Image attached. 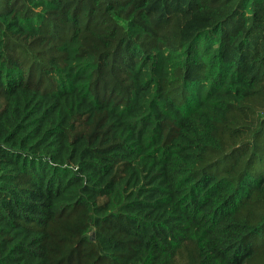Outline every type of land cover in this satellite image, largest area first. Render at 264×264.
I'll return each instance as SVG.
<instances>
[{"label":"trees","instance_id":"1","mask_svg":"<svg viewBox=\"0 0 264 264\" xmlns=\"http://www.w3.org/2000/svg\"><path fill=\"white\" fill-rule=\"evenodd\" d=\"M0 264H264V0H0Z\"/></svg>","mask_w":264,"mask_h":264}]
</instances>
